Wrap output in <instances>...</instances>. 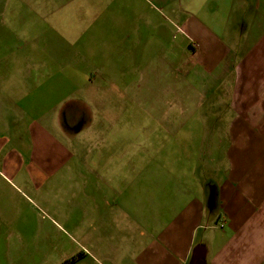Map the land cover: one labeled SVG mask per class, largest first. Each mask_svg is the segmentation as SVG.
I'll use <instances>...</instances> for the list:
<instances>
[{
    "label": "crops",
    "instance_id": "0c3cea01",
    "mask_svg": "<svg viewBox=\"0 0 264 264\" xmlns=\"http://www.w3.org/2000/svg\"><path fill=\"white\" fill-rule=\"evenodd\" d=\"M146 1L179 12L186 32V59L197 61L199 73L213 76L214 84L224 78L220 93L228 116L212 119L217 127L209 140L203 128L199 143L188 142L199 162L205 154V141H210L211 172L218 173L207 181L210 185L178 184L175 197L169 182L150 184L155 188L149 198L158 205L142 214L141 199L129 203L125 199L126 186L118 165L104 161L87 167L96 180L85 183V245L82 256L72 264H264V0H230L227 6L218 0L202 1L195 15L184 9L188 0ZM92 2L83 0L78 9L69 8L65 23L76 18L83 24L89 21L91 27L90 14L96 10ZM116 2L120 3L116 10L128 3ZM103 10L109 9L101 7ZM26 19L24 15L8 26L23 24ZM214 28L224 29L223 34ZM17 39L19 45L30 42L26 37ZM11 46L12 42L0 38V66H4L0 68V137L20 139L21 146L4 150L0 143V264L18 260L35 264L38 244L30 245L29 254L19 252L12 257L3 238L21 236L22 230L33 231L32 237L39 234L43 226L36 227L34 221L37 205L44 204L46 181L73 166L63 165L68 149L57 136L63 131L50 129L44 120L48 105L43 94L48 92L41 79L33 78H40L43 72L28 69V61H43V56L31 53L33 48L18 51ZM122 155L118 150L110 154L115 162ZM209 162H202L205 170L210 169ZM206 220L212 224L205 225ZM203 227L212 230L209 240L198 238ZM221 238L223 243H219Z\"/></svg>",
    "mask_w": 264,
    "mask_h": 264
},
{
    "label": "rangeland",
    "instance_id": "374dc122",
    "mask_svg": "<svg viewBox=\"0 0 264 264\" xmlns=\"http://www.w3.org/2000/svg\"><path fill=\"white\" fill-rule=\"evenodd\" d=\"M49 1L0 0V38L12 42V50L33 48L31 53L43 56V61H28V69L43 72L40 78H33L41 79L48 92L43 94L48 105L44 120L50 129L63 131L57 135L68 149L63 165L73 169L46 181L44 204L37 205L34 221L36 227L43 226L39 234L32 237L33 231L22 230L21 236L3 238V244L11 249L12 257L19 252L29 254L30 245L38 244L35 264H64L84 251V187L96 180L87 167L104 161L118 165L127 203L141 199V213L146 214L158 205L149 198L155 188L150 184L169 182L174 197L180 183L210 185L207 181L218 173L211 172L210 141H205V154L199 162L188 142L196 143L203 128L209 140L217 127L212 119H226L228 108L220 93L224 78L214 84L213 76L199 73L197 61L186 59V32L179 12L146 0H127L119 10L116 0H93L96 10L90 14L94 21L90 27L89 21H64L69 8L78 9L83 0H57V5ZM188 1L184 9L195 15L200 3L208 0ZM218 1L227 6L230 0ZM101 7L109 10L101 12ZM24 15L23 24L8 26ZM214 31L222 35L224 29ZM20 37L30 42L15 44ZM57 71L58 75L49 76ZM0 143L4 150L21 146L20 139L5 134ZM116 150L123 152L117 162L110 156ZM209 160L212 165L205 170ZM191 166L196 170H188ZM211 224L205 221V225ZM203 228L198 238L209 240L212 230ZM223 242L221 238L219 243ZM16 264L22 263L18 260Z\"/></svg>",
    "mask_w": 264,
    "mask_h": 264
},
{
    "label": "trees",
    "instance_id": "16d2710c",
    "mask_svg": "<svg viewBox=\"0 0 264 264\" xmlns=\"http://www.w3.org/2000/svg\"><path fill=\"white\" fill-rule=\"evenodd\" d=\"M81 256H82V254L77 255V256H74V257H72L70 260L66 261L64 264H72V263H74L75 261H77Z\"/></svg>",
    "mask_w": 264,
    "mask_h": 264
}]
</instances>
